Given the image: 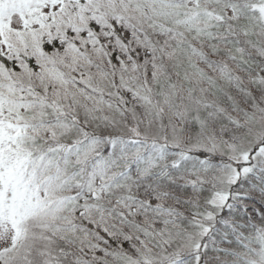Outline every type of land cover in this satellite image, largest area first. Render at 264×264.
Wrapping results in <instances>:
<instances>
[{
  "label": "snow or ice",
  "instance_id": "obj_1",
  "mask_svg": "<svg viewBox=\"0 0 264 264\" xmlns=\"http://www.w3.org/2000/svg\"><path fill=\"white\" fill-rule=\"evenodd\" d=\"M0 264H264V0H0Z\"/></svg>",
  "mask_w": 264,
  "mask_h": 264
}]
</instances>
